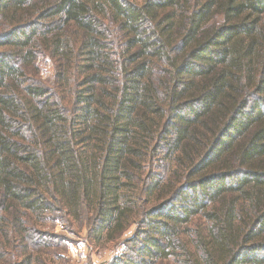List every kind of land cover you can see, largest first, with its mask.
<instances>
[{"label":"trees","instance_id":"obj_1","mask_svg":"<svg viewBox=\"0 0 264 264\" xmlns=\"http://www.w3.org/2000/svg\"><path fill=\"white\" fill-rule=\"evenodd\" d=\"M47 219L135 225L111 264H264V0H0V264Z\"/></svg>","mask_w":264,"mask_h":264},{"label":"rangeland","instance_id":"obj_2","mask_svg":"<svg viewBox=\"0 0 264 264\" xmlns=\"http://www.w3.org/2000/svg\"><path fill=\"white\" fill-rule=\"evenodd\" d=\"M41 76L45 80L51 75L52 66L48 61L42 60ZM43 226L38 229L47 235L60 236L63 244L54 246L55 241L48 239L41 246L42 250H37L35 247L28 249L29 253H33L32 264L44 261V264H111L118 259L124 252L125 242L128 241L135 232L133 225L126 233L117 241H103L97 245L88 235L86 225L80 226L75 221H70L69 225L56 219H47ZM31 245L33 239L28 241ZM46 245V246H43ZM19 264V260L11 261L9 264Z\"/></svg>","mask_w":264,"mask_h":264}]
</instances>
